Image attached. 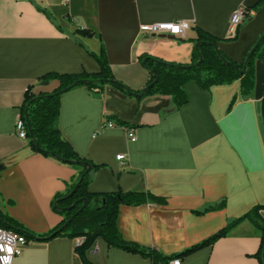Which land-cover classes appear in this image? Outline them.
<instances>
[{"label": "crops", "instance_id": "0c3cea01", "mask_svg": "<svg viewBox=\"0 0 264 264\" xmlns=\"http://www.w3.org/2000/svg\"><path fill=\"white\" fill-rule=\"evenodd\" d=\"M261 0H0V210L34 234H48L63 218L54 210L58 194L78 181L81 167L35 153L16 134L29 88L51 92L47 73L98 72L105 45L118 80L143 90L150 74L144 56L191 62L197 28L228 39L233 16L247 9L238 39L220 49L241 62L264 33ZM185 20L184 37L154 36L143 26ZM92 30L93 38L77 33ZM189 101L176 109L168 96L142 101L109 86L101 95L86 87L61 98L59 128L83 158L103 168L92 175L91 192H150L165 205L121 206L118 229L125 240L171 256L205 240L231 220L264 206V63L256 67L253 95H241V82L202 89L184 86ZM233 107L229 110L232 101ZM113 115L134 126L105 128ZM125 155L124 161L117 156ZM225 201L226 207L195 212ZM264 221V211L260 213ZM264 226V223H263ZM83 239L31 240L14 264H81L75 248ZM261 234L244 222L213 246L181 264H260ZM94 264H153L150 259L111 248L99 239L87 254ZM174 260L170 261L171 264Z\"/></svg>", "mask_w": 264, "mask_h": 264}, {"label": "trees", "instance_id": "16d2710c", "mask_svg": "<svg viewBox=\"0 0 264 264\" xmlns=\"http://www.w3.org/2000/svg\"><path fill=\"white\" fill-rule=\"evenodd\" d=\"M263 4L264 0H261L252 9L258 10ZM77 33L85 38H93L95 35L92 30L82 28H79ZM197 34L190 63L180 64L153 56L143 57V65L150 74L149 83L143 90H134L116 78L103 43L99 54L88 51V54L100 66L98 72H51L41 76L39 81H53L57 86L51 92L37 94L29 88L25 94L20 118L26 126L28 145L35 153L55 158L63 164L81 167L82 171L78 181L66 194H58L55 197L54 210L63 220L48 234L38 235L27 231L20 223L1 210L0 225L21 233L27 242L31 240L48 242L59 237L83 239V242L75 248V252L81 259V264H94L88 259L87 254L99 239H103L111 248L150 259L153 264H168L172 260L187 258L213 246L218 240L227 237L235 228L248 221L260 231L261 245L255 256L260 264H264V221L260 214L264 211V206L254 207L243 216L231 220L212 236L171 256L125 240L118 229L121 206L136 207L149 203L165 205L166 199L150 192H125L121 189L102 193L91 192L89 186L92 182V175L104 165H98L81 157L63 138L59 128L62 96L81 87H86L93 95H101L107 87L112 86L138 101L149 97L168 96L172 98L176 109H180L188 103L189 98L184 86L190 82L197 83L204 90H210L213 86L230 85L240 81L241 95L244 98L251 97L256 86L257 63H264V33L259 36L241 62L228 57L219 47L221 42L236 41L238 32L236 36L228 39L218 38L200 28H197ZM235 101L236 98L232 101L229 110ZM105 122H113L115 126L126 129L134 128L113 115H107ZM88 166H92V171L89 173H87ZM1 172L2 170H0V175ZM85 201L88 202L86 207H84ZM225 207L226 203L223 201L195 213L204 215Z\"/></svg>", "mask_w": 264, "mask_h": 264}, {"label": "built area", "instance_id": "2783aa9c", "mask_svg": "<svg viewBox=\"0 0 264 264\" xmlns=\"http://www.w3.org/2000/svg\"><path fill=\"white\" fill-rule=\"evenodd\" d=\"M247 9L241 8L232 18L230 33L234 37L238 28L242 25ZM191 28V23L185 20L169 23H159L143 26L141 31L154 36L170 35L173 37H184L186 32ZM115 127L113 122H105L100 131L105 128ZM16 134L20 139L27 140L26 126L22 118L16 123ZM128 139L136 141L135 129H127ZM119 161H124L126 156L121 154L117 156ZM28 244L26 238L21 233L12 229L4 228L0 225V264H14L16 258L23 253L24 247ZM171 264H181V259H176Z\"/></svg>", "mask_w": 264, "mask_h": 264}, {"label": "water", "instance_id": "95a60500", "mask_svg": "<svg viewBox=\"0 0 264 264\" xmlns=\"http://www.w3.org/2000/svg\"><path fill=\"white\" fill-rule=\"evenodd\" d=\"M200 63V62H199ZM3 167L0 166V170L2 169ZM92 171V166H88V169H87V173L91 172ZM81 180H83V178H81ZM88 205V202L85 201L84 203V207H86Z\"/></svg>", "mask_w": 264, "mask_h": 264}]
</instances>
